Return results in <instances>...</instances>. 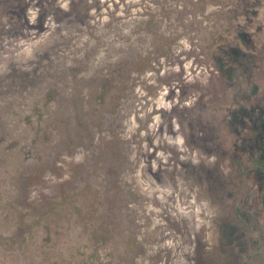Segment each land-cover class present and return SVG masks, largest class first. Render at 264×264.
<instances>
[{"label": "rangeland", "instance_id": "1", "mask_svg": "<svg viewBox=\"0 0 264 264\" xmlns=\"http://www.w3.org/2000/svg\"><path fill=\"white\" fill-rule=\"evenodd\" d=\"M0 264H264V0H0Z\"/></svg>", "mask_w": 264, "mask_h": 264}]
</instances>
